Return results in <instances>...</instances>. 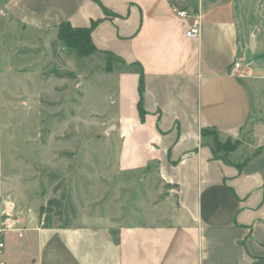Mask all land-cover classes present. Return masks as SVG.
Segmentation results:
<instances>
[{"label": "crops", "instance_id": "obj_1", "mask_svg": "<svg viewBox=\"0 0 264 264\" xmlns=\"http://www.w3.org/2000/svg\"><path fill=\"white\" fill-rule=\"evenodd\" d=\"M252 2L262 25L250 21ZM176 7L201 12L198 37H187ZM0 15L56 37L62 22L96 23L91 55L112 59L119 96L100 140L123 178L154 188L137 207L116 200L114 214L80 213L66 228L17 217L23 230L3 234L7 262L264 264V54L251 56L262 48L264 0H0ZM251 57L256 74L230 73ZM204 129L239 145L217 151ZM4 192L0 149V224Z\"/></svg>", "mask_w": 264, "mask_h": 264}, {"label": "rangeland", "instance_id": "obj_2", "mask_svg": "<svg viewBox=\"0 0 264 264\" xmlns=\"http://www.w3.org/2000/svg\"><path fill=\"white\" fill-rule=\"evenodd\" d=\"M250 9L251 23L262 25L255 16L258 4L252 2ZM5 19L0 15L4 211L27 221L35 216L40 226H59L65 216L41 217L39 210L62 195L76 208L73 224L80 213L114 214L116 200L125 202V210L137 207L154 188L123 178L112 148L100 140L104 125L119 117L118 89L107 61L98 53L78 55L55 34L24 30ZM263 33L264 27L256 29L262 48L251 51L255 59L264 54ZM250 62L254 67H245L254 75L252 57ZM4 240L7 244L8 235ZM7 254L5 247L4 258Z\"/></svg>", "mask_w": 264, "mask_h": 264}, {"label": "trees", "instance_id": "obj_3", "mask_svg": "<svg viewBox=\"0 0 264 264\" xmlns=\"http://www.w3.org/2000/svg\"><path fill=\"white\" fill-rule=\"evenodd\" d=\"M95 22L88 27H74L69 22H62L58 25V34L57 38L62 41L65 46L73 48L78 55L89 56L94 53L97 48L92 41V29L95 26ZM108 70L111 66L112 59H108ZM144 88L143 76H141L139 83V90L142 96ZM141 110V107H140ZM203 135L212 134L214 146L217 151H224L225 153H229L237 148L239 145V141H226L221 142L217 136V133L213 130L204 129L202 131ZM40 216H48L55 215L60 219H63L64 216L65 222L61 223L59 227L66 228L70 227L73 223L72 221L76 217V208L73 203L70 201L67 196L62 195L61 197H54L50 199L47 204L42 205L39 210ZM69 214H71V218H69Z\"/></svg>", "mask_w": 264, "mask_h": 264}, {"label": "built area", "instance_id": "obj_4", "mask_svg": "<svg viewBox=\"0 0 264 264\" xmlns=\"http://www.w3.org/2000/svg\"><path fill=\"white\" fill-rule=\"evenodd\" d=\"M175 12L180 19L181 23L187 26L186 35L189 38H196L200 35L201 30V22H202V14L200 11H191L186 8H175ZM230 73L237 77H246L248 75L247 68L245 67L244 63L238 59L236 60L231 68ZM172 193H176V187H172L170 189ZM18 218L9 213L4 211V215L2 217V221L0 224V264H11L6 261L3 256L4 248H5V241L3 239V234L6 231H18L21 232L23 229L17 227Z\"/></svg>", "mask_w": 264, "mask_h": 264}, {"label": "water", "instance_id": "obj_5", "mask_svg": "<svg viewBox=\"0 0 264 264\" xmlns=\"http://www.w3.org/2000/svg\"><path fill=\"white\" fill-rule=\"evenodd\" d=\"M247 129H249V127Z\"/></svg>", "mask_w": 264, "mask_h": 264}]
</instances>
